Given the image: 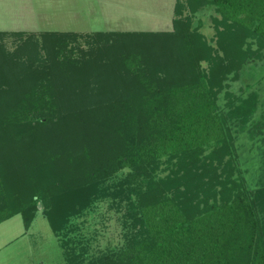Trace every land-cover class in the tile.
Masks as SVG:
<instances>
[{
    "label": "trees",
    "instance_id": "obj_1",
    "mask_svg": "<svg viewBox=\"0 0 264 264\" xmlns=\"http://www.w3.org/2000/svg\"><path fill=\"white\" fill-rule=\"evenodd\" d=\"M187 4L223 15L210 75L212 49L189 18L173 34L0 32V154L17 160L0 158V224L21 215L29 228L41 202L57 233L112 196L129 201L125 246L73 249L67 264H264V184L235 178L234 135L264 137V112L257 92L236 99L226 85L253 58L247 40L264 45V0Z\"/></svg>",
    "mask_w": 264,
    "mask_h": 264
},
{
    "label": "rangeland",
    "instance_id": "obj_2",
    "mask_svg": "<svg viewBox=\"0 0 264 264\" xmlns=\"http://www.w3.org/2000/svg\"><path fill=\"white\" fill-rule=\"evenodd\" d=\"M179 3L184 5L181 16L176 14ZM187 6V0H0V32L102 33L105 36L116 33L173 34L175 20L189 18L192 30L199 32L212 49L210 61L201 62L202 72L210 75L214 60L218 55L223 56L219 45L220 32L225 30L223 15L213 5H205L194 13ZM85 42V38L80 40L81 46L88 48ZM4 44L7 51L14 52L20 46V40L8 36ZM245 48L252 50L253 58L227 77V90L236 99L257 92L256 115L260 116L264 112V45L253 37L247 40ZM220 103L224 104V93ZM234 135L235 178H241L248 189L263 186L264 137L258 135L251 140L247 133ZM10 149L0 154L4 168L5 164L9 167L17 164L16 156L6 158ZM162 170L161 175L168 173L165 166ZM124 178L125 174L116 175L114 185ZM128 204L127 199L112 196L95 199L86 209L71 215L62 230L55 233L47 219L48 209L39 202L29 228L21 215L0 224V264H67V253L73 249L76 254L86 250L93 257L120 249L125 246L130 231L126 220Z\"/></svg>",
    "mask_w": 264,
    "mask_h": 264
}]
</instances>
